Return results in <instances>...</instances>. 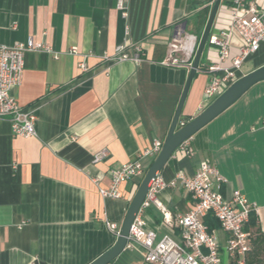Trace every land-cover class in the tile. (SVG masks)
I'll return each mask as SVG.
<instances>
[{"label":"crops","instance_id":"obj_1","mask_svg":"<svg viewBox=\"0 0 264 264\" xmlns=\"http://www.w3.org/2000/svg\"><path fill=\"white\" fill-rule=\"evenodd\" d=\"M213 2L128 0L126 17L117 0H0V44L32 39L51 47L26 53L22 80L12 90L22 108L35 112L36 135L14 136L8 118H0V264H89L112 247L117 236L105 223L120 229L141 179L124 182L119 199L103 197L99 186L108 187L111 172L156 139L164 142L190 68L161 61L178 31L196 37L197 47L203 13L208 9L209 15ZM256 2L264 7V0ZM231 21V13L220 9L211 33L227 30ZM242 44L233 32L231 57ZM119 46L142 60H119ZM217 61L218 50L207 43L180 120L202 111L204 70ZM244 62L239 77L264 66V45ZM188 143L192 154L177 149L160 175L166 181L178 172L193 176L209 159L227 180L224 195L241 190L256 205V227L264 231V81ZM104 149L107 156L95 163ZM155 157L143 159L147 169ZM158 198L173 218L194 205L179 179ZM144 215L157 241L178 233L156 205ZM213 231L222 244V264L224 257L229 264L223 248L228 233L219 226ZM143 255L136 246L119 261L139 264Z\"/></svg>","mask_w":264,"mask_h":264},{"label":"built area","instance_id":"obj_2","mask_svg":"<svg viewBox=\"0 0 264 264\" xmlns=\"http://www.w3.org/2000/svg\"><path fill=\"white\" fill-rule=\"evenodd\" d=\"M127 1L117 0L118 9L126 17L128 16ZM220 9L229 11L232 21L227 30L211 33L208 39V44L218 50L219 61L209 64L204 70L208 81L203 92L201 110L240 78L238 71L244 61L264 45V7L258 6L256 0H222ZM233 32L241 36L243 44L239 54L231 57L230 39ZM188 38L179 31L177 37L169 42L168 56L161 61V64L191 68L197 39L194 36ZM40 50L51 51V47L41 42H34L32 39L15 45L0 44V118H8L14 136L36 135L35 112L29 108H22L12 94V90L22 80L26 53ZM117 52L119 60L123 58L135 62L142 60L139 53L130 56L124 52L123 46L117 47ZM229 59L231 65L224 66L223 62ZM81 68L87 70L86 64L81 63ZM180 125H184V122ZM162 145L163 142L156 139L152 147L140 153L137 159L114 169L111 172L109 186H99L100 194L105 198H121V185L133 178L144 176L147 168L143 159L157 156ZM178 149H182L188 155L192 154L188 140ZM106 156L107 150L104 149L94 156L93 161L96 163ZM176 179H179L181 185L191 194L194 205L188 212L173 218L169 209L159 201L158 193L166 187L175 185ZM226 182V178L209 159L200 163L193 176L178 172L175 179L166 181L159 173L152 180L133 220L123 253L141 246L144 255L139 264H222L221 241L205 223V217L211 214L219 221L220 228L228 233L223 246L224 251L230 259H238L239 264H244L245 256L252 249L250 233L246 230V226L257 207L239 189L233 190L230 196H225L223 184ZM151 205H156L161 210L164 221L177 228V234H165L157 241V234L147 228L144 215ZM105 225L118 237L120 230L117 223L106 221ZM122 254L109 264H121L119 259Z\"/></svg>","mask_w":264,"mask_h":264},{"label":"water","instance_id":"obj_3","mask_svg":"<svg viewBox=\"0 0 264 264\" xmlns=\"http://www.w3.org/2000/svg\"><path fill=\"white\" fill-rule=\"evenodd\" d=\"M221 2L222 0H214L212 4L207 22L205 23L206 25L197 43L193 62L191 64V68L189 70L187 80L177 105L170 129L167 132L168 134L163 142L160 152L154 158L150 167L147 169L140 185L138 186L131 202L129 203L125 219L119 229L120 232L115 243L111 248L102 253L89 264H109L123 253L128 243L130 228L133 224V220L147 195L152 180L156 178L159 173H161L169 159L174 155L181 144L192 138L197 133V131H200L213 119L232 106L233 103L243 96L253 85L264 81V66H261L246 74V76L244 75L237 79L226 91H224L219 97L206 106L200 113L184 123V125H180V117L182 115L193 80L198 72L201 58L208 43V39L210 37L216 16L219 12L218 9H220ZM182 30L185 32L186 23L183 24Z\"/></svg>","mask_w":264,"mask_h":264},{"label":"trees","instance_id":"obj_4","mask_svg":"<svg viewBox=\"0 0 264 264\" xmlns=\"http://www.w3.org/2000/svg\"><path fill=\"white\" fill-rule=\"evenodd\" d=\"M202 30L198 36V41L204 30L205 23L208 18V9L203 13ZM180 122L186 123V121L180 120ZM142 181V180H141ZM205 223L208 225L210 231H213L216 227H220L219 221L211 214L205 217ZM246 230L250 233L252 249L245 256L244 264H264V231L261 228L256 227V216L252 213L250 222L246 226ZM229 264H239L238 259H230Z\"/></svg>","mask_w":264,"mask_h":264},{"label":"rangeland","instance_id":"obj_5","mask_svg":"<svg viewBox=\"0 0 264 264\" xmlns=\"http://www.w3.org/2000/svg\"><path fill=\"white\" fill-rule=\"evenodd\" d=\"M190 31H191V30H190ZM192 31H193V30H192ZM199 35H200V32L198 31V32H197V36H199ZM143 177H144V176H141L140 179L142 180ZM223 264H228V261L226 260L225 257H224V259H223Z\"/></svg>","mask_w":264,"mask_h":264}]
</instances>
